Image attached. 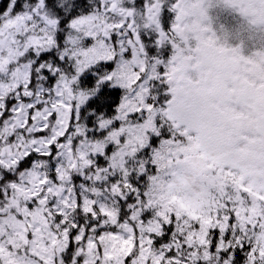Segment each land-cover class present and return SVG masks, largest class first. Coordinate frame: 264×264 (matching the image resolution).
<instances>
[{"label": "snow or ice", "instance_id": "1", "mask_svg": "<svg viewBox=\"0 0 264 264\" xmlns=\"http://www.w3.org/2000/svg\"><path fill=\"white\" fill-rule=\"evenodd\" d=\"M0 264H264V0H0Z\"/></svg>", "mask_w": 264, "mask_h": 264}]
</instances>
